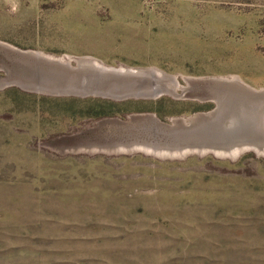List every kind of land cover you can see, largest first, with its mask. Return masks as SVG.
Here are the masks:
<instances>
[{
	"label": "rangeland",
	"instance_id": "374dc122",
	"mask_svg": "<svg viewBox=\"0 0 264 264\" xmlns=\"http://www.w3.org/2000/svg\"><path fill=\"white\" fill-rule=\"evenodd\" d=\"M7 46L179 88L89 94L117 80L80 72L67 93L24 89L36 66ZM214 78L264 89V0H0V264H264V151L229 152L260 144L263 108L241 114ZM216 110L200 138L188 119ZM230 117L252 136L219 139Z\"/></svg>",
	"mask_w": 264,
	"mask_h": 264
},
{
	"label": "bare ground",
	"instance_id": "6f19581e",
	"mask_svg": "<svg viewBox=\"0 0 264 264\" xmlns=\"http://www.w3.org/2000/svg\"><path fill=\"white\" fill-rule=\"evenodd\" d=\"M41 55L44 57V60H46L47 62L58 61V63H57L58 65L64 66L63 69H61L59 71H55V73H54V75H56L57 73H59V75H60L59 76L60 80L56 81V82L60 83L57 86H59V89L61 91L71 90V87H70L71 86V80H70L69 76L72 75V73L74 74V73H80V72L83 74L82 77L84 76V79H82V82H81L84 84V86L87 82H89L87 80L86 75H88V77L97 78V79L112 78L113 80H117V83H114V84L111 83L112 85H100V86H98L99 84H95L93 82V84H95V85H93L90 88L88 87L89 89L87 88V90L92 92V93L98 92V93H101L102 95H106V94L109 95L110 94L114 97H117V96H125V97H127V96L128 97H130V96H134V97L151 96V97H153V96H158V94L160 92L163 94L164 93L175 94L176 89L179 88V84L177 83V81H175L176 79H174L173 77L164 76L163 74H161L159 72H155L154 70H150V69L108 67V66H104L100 63H96L95 59H89V58L86 60L85 59H79V61H76V66L74 67L71 65V62L66 61L64 59L55 58L52 56L45 55L43 53H41ZM57 67H59V66H57ZM89 75H91V76H89ZM133 75H137L139 77L133 79V78H131V76H133ZM72 78H73V76H72ZM129 78H131V79H129ZM233 79L232 80L225 79V78L211 79L213 81L211 84V87H212L213 91H214V89H216L215 92L218 93V95H219V93H222V95L230 93V96H228L227 99L232 101V104L235 102L233 105H234V107L235 106H237V107H235L234 109H236L237 111H240V113L242 111V108H240L239 106L244 105V103H247L250 106L255 105L256 108L260 106L261 108H263V112L260 113V117H259L260 123H259V127L257 126V131L259 132L258 136L259 135L260 136L258 137L259 140H257V139L256 140H257V142H260V144H257L255 142H250L251 140L250 141L245 140L244 142H239L238 144H236L234 147H232V149L229 148V152L230 151L231 152H238L240 150L242 151L245 149H255L256 151H259V150L264 151V127L262 126V121H264L262 119L263 115H264V106H263L264 105V98H263L264 97V89L255 90L249 86H244V84L242 85V83L239 79H237V78H233ZM120 81H124V82H120ZM50 82H54V81H50ZM127 83H128V85H127ZM137 84H139V85L136 86ZM78 88H80V87H77V89ZM44 89L55 91V85L44 86ZM65 89H67V90H65ZM217 100H221V99L218 98ZM237 102H241V105H237ZM234 109L232 110V112L234 111ZM218 111L219 110H216V112H213V113L211 112L208 114L207 113L206 114H198V115H195L194 117L189 118L188 119L189 123L195 124L194 126L191 125L190 128L193 131L195 130V131L200 133L202 130L200 128V125H202V126L207 125L208 123L213 122L214 121L213 119H217L220 117V116H217ZM230 118H231L230 119L231 122H233V123L231 125L230 124H228V125H230L232 129H226V127L223 128V126L227 125V124L226 125L223 124L221 126V128H223L222 130H224V129H226V130H224V132H222V134H221L222 137L219 139H224V137L226 138V137L230 136L229 133L231 132V130H234V132L236 131L238 134L242 133V134L247 135V136L250 134V136H252L251 131H248V129L250 128L248 120L246 121L243 118L244 119L243 121H235V118H233V117H230ZM187 122L188 121H186V120H180V121L175 120L174 121V123L182 124V125L187 124ZM161 126L169 127L168 125H161ZM170 127H172V126H170ZM186 129H188V128H186ZM199 135H201V133L198 134V136ZM206 136H207V134H206ZM199 137L194 136L195 139L199 138ZM219 139L217 138V141ZM191 141H193V140H191ZM142 144H143V141H142ZM144 144H146V142ZM150 145H152V144H150ZM144 146L146 148L147 145H144ZM208 146L209 145H207V144H202V145L199 144V148L201 147L200 148L201 151L205 150L204 147L209 148ZM151 149L155 150V146L152 147ZM156 150H158V149L156 148ZM214 150H216V148ZM220 150H222V149H220ZM226 150H227V148H226ZM230 155H232V154H230Z\"/></svg>",
	"mask_w": 264,
	"mask_h": 264
},
{
	"label": "water",
	"instance_id": "95a60500",
	"mask_svg": "<svg viewBox=\"0 0 264 264\" xmlns=\"http://www.w3.org/2000/svg\"><path fill=\"white\" fill-rule=\"evenodd\" d=\"M6 50H8L15 59H17L19 62L27 63L28 65H35V74L36 79L29 80L32 84L30 86H23L24 89H30L33 91H39V92H45V93H52V94H62L67 93V91H52L43 89L42 86H38L39 84H44V86H53L60 84L59 82H56L59 79H55L53 77L57 76L54 75L55 71H59L63 69V65H58V61L53 62H47L44 60V57L41 55V53L34 52L33 50H19L14 47H5ZM59 66V67H57ZM55 69V70H54ZM130 77V76H129ZM139 76L133 75L131 78H138ZM53 78V79H51ZM129 78V79H131ZM54 81V82H50ZM83 94H88L86 92H83ZM89 94H97V93H89ZM121 96H117L116 98H120ZM123 97V96H122Z\"/></svg>",
	"mask_w": 264,
	"mask_h": 264
}]
</instances>
